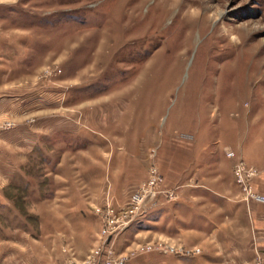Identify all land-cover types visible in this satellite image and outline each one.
I'll use <instances>...</instances> for the list:
<instances>
[{
  "label": "rangeland",
  "instance_id": "obj_1",
  "mask_svg": "<svg viewBox=\"0 0 264 264\" xmlns=\"http://www.w3.org/2000/svg\"><path fill=\"white\" fill-rule=\"evenodd\" d=\"M0 41L11 42L0 53V264H51L56 257L44 241L48 237L75 255V244L89 249L105 238L103 227L112 216H120L113 224L128 220L106 239L125 255V264H153L155 254L164 259L201 253L200 244L138 229L150 206L183 198L188 183H177L175 166L161 157L159 141L151 140L136 155L142 166H130L129 184L117 186L123 173L111 168L110 159L139 151L118 145L130 139L116 140L110 131L145 127L148 116L138 117L134 107L161 96L166 101L159 124L165 117L170 122L184 99L211 131L240 127L263 136L264 0H0ZM94 134L107 149L75 155L72 137ZM174 135L192 138L185 131ZM227 148L234 151L231 157L243 158L240 150ZM80 157L105 160L103 178L93 177L91 185L70 166L71 180L85 194L100 196L89 208L98 220L46 234L41 215L54 208L38 203L57 184L58 160ZM154 165L160 179L151 185ZM144 182L145 196L139 208H131V194ZM237 185L246 206L264 203L246 199ZM251 238L254 264L255 246L264 247L256 244L253 229Z\"/></svg>",
  "mask_w": 264,
  "mask_h": 264
},
{
  "label": "crops",
  "instance_id": "obj_2",
  "mask_svg": "<svg viewBox=\"0 0 264 264\" xmlns=\"http://www.w3.org/2000/svg\"><path fill=\"white\" fill-rule=\"evenodd\" d=\"M10 45L9 41H0V53H6ZM22 60L26 61L25 58ZM159 97L154 103L151 100H146L145 103V100H139L133 109L138 117L148 116L145 127L115 126L110 132L117 134L116 140L130 139L131 144L116 143L128 150L133 148L135 152L147 142L158 140L161 144V157L164 155L175 166L172 174L177 183H188V186L184 188L183 198L170 203L156 201L139 217L136 224L138 229L152 228L155 232L168 235L173 241L178 242L180 239L186 245L200 244L203 249L199 254H171L164 259L155 254L153 264H253L252 229L257 234L256 244L264 247V203L252 202L248 207L239 199V186L234 180L232 169L236 158L226 154L225 146L240 150L247 163L259 168L253 182L258 191L264 192V133L263 136H258L250 129L243 131L240 127L211 131L210 127L206 128L201 123L200 115L184 99L174 109L171 121L167 123L165 117L159 124L158 119L161 120L162 115L164 116L160 107L166 101ZM184 131L191 134L192 138L181 139L174 135ZM143 132L146 134L144 137ZM71 143L75 155L80 150L94 152L96 147H108L105 146L107 142L99 141L96 134L92 137H72ZM140 152L114 153L110 159L111 168L123 173L117 179V186L119 182L121 185L124 182L129 184L130 166L137 165V169L142 166L143 159L138 160L136 157L141 156ZM103 160L83 157L74 161L69 159V162L58 160L60 177L57 184L38 203L40 208H54L53 211L47 210L41 215V226L47 231L46 234H51L56 229L82 228L89 219L98 220L97 214H93L89 208L98 204L100 196L85 194L80 185L71 180L70 166L73 165L83 182L91 185L93 177L99 179L104 176ZM76 164L82 167H74ZM44 241L54 257L65 255V251L56 246L59 242L57 238L48 237ZM74 247L75 256L79 258L91 248H81L78 244Z\"/></svg>",
  "mask_w": 264,
  "mask_h": 264
},
{
  "label": "built area",
  "instance_id": "obj_3",
  "mask_svg": "<svg viewBox=\"0 0 264 264\" xmlns=\"http://www.w3.org/2000/svg\"><path fill=\"white\" fill-rule=\"evenodd\" d=\"M226 154L229 156L234 155V151L230 148L225 147ZM151 176L152 178L149 180V184L156 185L158 178L160 179V174L154 165L151 167ZM233 173L236 182L243 188L245 193V198L251 197L257 201H264V193L257 192L253 189V177L258 174L257 168L253 164L247 163L243 158H237L233 164ZM145 182L143 185L139 186L135 191L131 194V201L128 206H132L131 208H139L140 202L144 198L145 193ZM141 211H144L142 209ZM138 214L136 211L132 214L129 220L132 217H135ZM120 216L114 218L113 216L108 218L105 221V227L103 229H107L108 232L105 235V238L95 243L89 251L81 258H76L75 255L70 251V248L63 246V251H65V255L60 258H56L53 260L51 264H125V255L116 254L113 250L111 241H107V237L114 232L115 229L121 228V225L124 226L127 222L125 221L123 224L117 225L112 222L118 221ZM116 231V230H115ZM146 249H152L151 246H147ZM174 250L171 248V251ZM177 251V250H175ZM254 264H264V250L259 249L255 246V258Z\"/></svg>",
  "mask_w": 264,
  "mask_h": 264
}]
</instances>
